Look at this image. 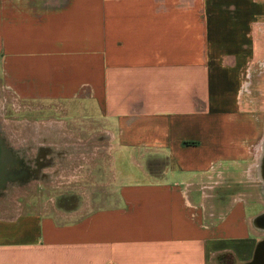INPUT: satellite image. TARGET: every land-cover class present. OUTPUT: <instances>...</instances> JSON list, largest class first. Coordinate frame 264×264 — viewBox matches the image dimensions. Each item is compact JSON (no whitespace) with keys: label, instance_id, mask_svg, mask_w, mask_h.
Returning a JSON list of instances; mask_svg holds the SVG:
<instances>
[{"label":"crops","instance_id":"1","mask_svg":"<svg viewBox=\"0 0 264 264\" xmlns=\"http://www.w3.org/2000/svg\"><path fill=\"white\" fill-rule=\"evenodd\" d=\"M0 78L120 168L0 218V264H264V0H0Z\"/></svg>","mask_w":264,"mask_h":264},{"label":"rangeland","instance_id":"2","mask_svg":"<svg viewBox=\"0 0 264 264\" xmlns=\"http://www.w3.org/2000/svg\"><path fill=\"white\" fill-rule=\"evenodd\" d=\"M33 104L14 101L0 78V141L4 146L0 152L1 219L24 211L45 214L78 207L83 211L90 202L102 198L93 195V189L104 187L113 176L102 150L88 147L86 141L78 148H72L71 140L67 148L40 147L50 139L37 127L53 121L68 122L71 136L73 123L71 116L55 112V107L46 110ZM86 125L78 131L83 141L91 134ZM32 126H36L34 130ZM121 168L125 173L134 170L130 164ZM119 170L116 166V176Z\"/></svg>","mask_w":264,"mask_h":264},{"label":"water","instance_id":"3","mask_svg":"<svg viewBox=\"0 0 264 264\" xmlns=\"http://www.w3.org/2000/svg\"><path fill=\"white\" fill-rule=\"evenodd\" d=\"M3 144H2V142L0 141V152H2V149H3ZM2 159H1V157H0V161H1ZM0 164H1V162H0Z\"/></svg>","mask_w":264,"mask_h":264}]
</instances>
